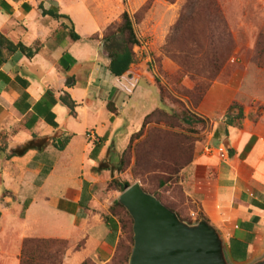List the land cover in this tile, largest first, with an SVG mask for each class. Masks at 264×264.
I'll return each instance as SVG.
<instances>
[{"label": "crops", "instance_id": "obj_1", "mask_svg": "<svg viewBox=\"0 0 264 264\" xmlns=\"http://www.w3.org/2000/svg\"><path fill=\"white\" fill-rule=\"evenodd\" d=\"M113 23L103 0H0V34L36 50L0 59V213L7 220L0 227L32 225L44 238L84 239L78 258L103 262L119 241L105 185L149 114L134 116L135 103L154 92L161 100L142 68L111 73L103 37ZM246 75L228 73L209 87L196 114L213 121L210 139L197 141L193 159L178 172L186 204H196L217 228L230 264L264 256V113L249 117L256 94L245 89ZM250 82L254 88L255 78ZM66 95L74 110L62 101ZM236 103L247 104L245 117L227 125ZM31 140L42 146L13 155Z\"/></svg>", "mask_w": 264, "mask_h": 264}, {"label": "rangeland", "instance_id": "obj_2", "mask_svg": "<svg viewBox=\"0 0 264 264\" xmlns=\"http://www.w3.org/2000/svg\"><path fill=\"white\" fill-rule=\"evenodd\" d=\"M103 1L115 19L113 25L121 22L126 10L133 17L139 40L134 46V68L153 77L161 98L154 92L135 103L134 116L141 111L153 113L122 152L116 164L122 170L115 179L139 182L179 211L184 220L193 222L199 217L198 207L186 204L178 172L193 159L197 141L210 139L213 121L203 118L187 124L184 117L194 118L209 87L228 73H247L245 89L256 94L248 102L249 117L257 119L264 113V0ZM250 76L255 78L254 88ZM236 104L247 109V104ZM238 109L230 114L235 125H241L245 117L236 118ZM113 179L105 185V199L111 202L108 210L119 222V241L110 260L78 258L86 247L84 239L44 238L32 225L10 229L4 223L0 227V264H128L134 243L133 218L118 201L123 191ZM2 222L7 220L0 213V226ZM27 237L51 241L31 244L22 255Z\"/></svg>", "mask_w": 264, "mask_h": 264}, {"label": "water", "instance_id": "obj_3", "mask_svg": "<svg viewBox=\"0 0 264 264\" xmlns=\"http://www.w3.org/2000/svg\"><path fill=\"white\" fill-rule=\"evenodd\" d=\"M118 201L133 218L128 264H230L221 234L207 219H181L139 182L125 186ZM250 264H264V256Z\"/></svg>", "mask_w": 264, "mask_h": 264}, {"label": "trees", "instance_id": "obj_4", "mask_svg": "<svg viewBox=\"0 0 264 264\" xmlns=\"http://www.w3.org/2000/svg\"><path fill=\"white\" fill-rule=\"evenodd\" d=\"M124 1L127 2V0H124ZM47 13H49L53 16H56V17L69 18L67 15L58 14V13H55L51 10L47 11ZM73 27L74 26L72 25L70 28L71 32H72V36L74 39H79L80 36L74 32ZM103 40H104V52L111 59L110 66H109L111 73L117 77H121V76L125 75L130 70L131 65L136 62V53L134 52V46L137 45L139 42L136 31L134 29L133 17L130 15V13L127 10L123 12L121 22L117 23L116 25L112 24L111 26L108 27L107 32L105 33V35L103 37ZM17 50L22 51L23 53H25L29 57L33 56L36 52V50L29 48V47L23 45L22 43L14 44L13 42H11L10 40H8L7 38H5L3 35L0 34V59H1V61L6 60L11 54H13ZM61 99L66 105H68L71 108V110H74L76 102L73 99H71V97L69 95L63 96ZM108 107H109L110 111L116 113L115 112L116 109L112 107V104L109 103ZM232 107H236V104L232 105L231 108ZM157 109H161V108H156L155 110H157ZM151 113H153V111ZM151 113H149L145 116L143 123H142V128L145 126V123H146L147 119L151 116ZM243 117H244L243 109L241 107H239V113L236 116V118L242 119ZM184 121L187 124H192L194 122H201L204 120L202 117L194 115V118L192 116H188V117L185 116ZM226 124L227 125H235V119L230 114L227 116ZM140 131H142V129ZM133 135L131 137V140H130V143L128 146H131V143L133 140ZM42 142L43 141L38 143L35 140H31L30 142L26 143L25 145L14 149L13 155H24L30 149L41 147ZM121 163L123 164L122 159H121ZM99 167L101 169L109 168V166H107L106 164H101ZM115 170L121 171L122 167L121 166L115 167ZM112 181L115 183H118L121 186L122 191L125 189V186L131 185L129 182L119 183L115 178ZM147 192H149V191H147ZM159 200H161V199H159ZM163 203L166 206H168L170 209L177 212L178 215L180 216V218L183 219V217L179 213V211L175 210L174 208H172L171 206H169L165 202H163ZM200 219H207V218L203 214H200L199 217L193 222H197ZM193 222L190 221V223H193ZM49 241H51V240L50 239H43V238H36V237L24 238V240L22 242L21 254L25 255V252L28 249V246L31 244H36L38 246L41 243H47Z\"/></svg>", "mask_w": 264, "mask_h": 264}, {"label": "built area", "instance_id": "obj_5", "mask_svg": "<svg viewBox=\"0 0 264 264\" xmlns=\"http://www.w3.org/2000/svg\"><path fill=\"white\" fill-rule=\"evenodd\" d=\"M86 135H87V137H89L90 139H94V140L97 139V134H96L94 131H88Z\"/></svg>", "mask_w": 264, "mask_h": 264}]
</instances>
